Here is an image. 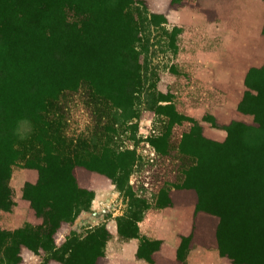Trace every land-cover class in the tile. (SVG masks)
<instances>
[{
  "label": "rangeland",
  "instance_id": "obj_1",
  "mask_svg": "<svg viewBox=\"0 0 264 264\" xmlns=\"http://www.w3.org/2000/svg\"><path fill=\"white\" fill-rule=\"evenodd\" d=\"M184 2L190 5L172 13L201 12L200 8L208 5V15L212 16L215 12L210 5L218 4L224 5L221 16L230 7L233 18L240 19L241 26L254 27L257 20L264 19V0H234L229 4L225 0ZM171 3V0H133L126 9L127 20L135 30L137 57L129 117L120 115L118 107L110 101L109 95H116L117 89L116 80L111 77L106 79L111 86L107 93H96L88 82L80 81L77 87L59 91L48 100L42 115L44 123L40 126L42 138L53 145L60 160H68L69 164L78 162L74 170L91 192L85 194L84 203L74 207L71 216L62 222L64 229L53 243L55 249L35 247L32 236L15 244L22 264H106L105 243L112 235L111 230L131 233L149 204L194 201L198 191L203 194V204L208 210L197 212L193 237L217 243V224L209 206L228 209L253 204L250 196L257 189L249 186L264 180V116L261 115L264 90L257 94L242 81L243 76L232 84H217L234 98L223 109L215 107L214 87L192 74L185 75L175 64L179 28L171 26L165 18ZM244 12L246 19L241 17ZM263 50L264 46L260 52ZM248 70L244 67V72ZM121 72L120 81L124 78ZM250 83H258L255 76ZM255 113L260 123L252 122ZM256 123L263 128L259 137L247 128L248 124ZM38 176L39 170L25 161L11 166L7 183L12 204L9 209H0L2 229L12 231L42 224L43 217L25 196L26 183L37 182ZM19 183L22 195H17ZM96 196L100 198L99 212L92 208ZM253 198L261 199L254 193ZM21 202L23 206L16 209ZM227 209L223 212L229 218ZM15 211L24 213L25 217L18 226L8 229L7 220L15 218ZM225 220H221L222 249L234 252L237 263L264 264V230L258 244L249 250L245 235L251 234L239 235V244L229 241L232 235ZM151 247V243L144 242L146 251L152 253Z\"/></svg>",
  "mask_w": 264,
  "mask_h": 264
},
{
  "label": "trees",
  "instance_id": "obj_2",
  "mask_svg": "<svg viewBox=\"0 0 264 264\" xmlns=\"http://www.w3.org/2000/svg\"><path fill=\"white\" fill-rule=\"evenodd\" d=\"M132 1L0 0V209H9L12 204L7 183L11 166L25 161L39 170L37 182L26 183L25 196L43 217L42 224L33 225L34 228L27 225L11 231L0 227V264H22L15 244L28 236L36 241L37 248L55 249L53 243L64 229L62 222L71 216L74 207L84 203L83 198L90 191L74 170L78 162L69 164L68 160H60L53 145L42 138L40 126L48 100L59 91L77 87L80 81L88 82L94 92L102 94L111 90L106 82L111 77L116 80L117 89L116 95H109L110 101L118 107L120 115L130 116V90L135 84L137 57L135 30L125 12ZM171 1V7L184 3V0ZM121 70L122 81L118 80ZM254 76L258 85L250 83ZM244 81L257 94L263 92L264 65L250 67ZM256 115L252 122H259ZM247 128L257 137L263 130L257 123L248 124ZM251 187L257 189L254 195L261 198L254 199L252 193L251 206L228 209L209 206L216 220L221 249L224 244L221 220L225 219L232 235L229 241L239 244V235L251 234L245 238L246 247L252 250L260 240L258 237L264 230V180ZM199 193L194 201L191 199L196 213L208 210L203 204V194ZM225 209L229 218L224 215ZM135 226L131 233L120 232L133 234ZM71 251L70 248L69 254Z\"/></svg>",
  "mask_w": 264,
  "mask_h": 264
},
{
  "label": "crops",
  "instance_id": "obj_3",
  "mask_svg": "<svg viewBox=\"0 0 264 264\" xmlns=\"http://www.w3.org/2000/svg\"><path fill=\"white\" fill-rule=\"evenodd\" d=\"M232 1L225 0V3ZM186 5H190L189 2L170 7L165 16L171 26L179 28L175 64L185 75L192 74L214 87L215 107L223 109L234 96L222 91L217 84H232L242 76L244 81V67L264 65L261 59L264 50L260 52L264 46V19L257 20L254 27L241 26L240 19L233 18L230 7L221 16L224 5L218 4L210 5L216 16L208 15V5L202 6L201 12L172 13ZM241 17L246 19L245 12ZM18 187L17 195H22L20 183ZM99 199L96 196L92 204L95 212H99ZM20 204L15 208L23 206L22 202ZM17 212L12 221L7 220L8 229L18 226L25 217L24 213ZM196 214L192 200L149 204L136 221L135 233L124 235L117 228L111 230L112 235L105 243L106 264H241L235 261L234 252L223 251L218 243L193 237ZM144 242L152 244V253L144 249Z\"/></svg>",
  "mask_w": 264,
  "mask_h": 264
}]
</instances>
